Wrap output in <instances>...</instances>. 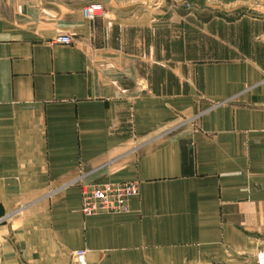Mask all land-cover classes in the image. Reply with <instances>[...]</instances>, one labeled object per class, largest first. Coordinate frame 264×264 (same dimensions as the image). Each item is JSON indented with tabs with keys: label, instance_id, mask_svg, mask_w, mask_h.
I'll return each mask as SVG.
<instances>
[{
	"label": "crops",
	"instance_id": "crops-1",
	"mask_svg": "<svg viewBox=\"0 0 264 264\" xmlns=\"http://www.w3.org/2000/svg\"><path fill=\"white\" fill-rule=\"evenodd\" d=\"M0 216V264H264V0H0Z\"/></svg>",
	"mask_w": 264,
	"mask_h": 264
},
{
	"label": "built area",
	"instance_id": "built-area-1",
	"mask_svg": "<svg viewBox=\"0 0 264 264\" xmlns=\"http://www.w3.org/2000/svg\"><path fill=\"white\" fill-rule=\"evenodd\" d=\"M188 7V4H185ZM82 15L89 21L103 17L104 8L101 5L87 3L81 7ZM68 35L55 38L56 43H69ZM137 181L106 182L96 186L81 188V211L84 215H93L98 212L124 213L129 210V200L138 194ZM6 218L0 216V225ZM74 264H86L85 251L77 249L70 254Z\"/></svg>",
	"mask_w": 264,
	"mask_h": 264
},
{
	"label": "rangeland",
	"instance_id": "rangeland-1",
	"mask_svg": "<svg viewBox=\"0 0 264 264\" xmlns=\"http://www.w3.org/2000/svg\"><path fill=\"white\" fill-rule=\"evenodd\" d=\"M186 7V6H185ZM193 8H191L190 10H192ZM200 9V10H199ZM197 8V10H198V13H205L206 15H207V17H210V18H213L214 16H218V17H220L219 15H223L222 13H226V12H228V11H224L222 8H220L219 6H215V5H211V4H209V5H205V7L203 6V7H200V8ZM229 9H231L230 7H229ZM231 11H233V12H235V13H233V16L232 15H230V16H227V17H234V16H238V14L239 13H242V12H246V9H233V10H231ZM227 17H225V18H227ZM228 20H229V18H227ZM226 19V20H227Z\"/></svg>",
	"mask_w": 264,
	"mask_h": 264
}]
</instances>
